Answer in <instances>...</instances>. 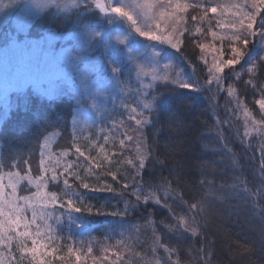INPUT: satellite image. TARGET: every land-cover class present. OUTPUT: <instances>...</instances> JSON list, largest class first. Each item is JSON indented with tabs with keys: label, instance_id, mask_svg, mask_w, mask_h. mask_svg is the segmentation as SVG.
Segmentation results:
<instances>
[{
	"label": "trees",
	"instance_id": "obj_1",
	"mask_svg": "<svg viewBox=\"0 0 264 264\" xmlns=\"http://www.w3.org/2000/svg\"><path fill=\"white\" fill-rule=\"evenodd\" d=\"M67 1L45 10L32 30L41 44L55 40V55L68 44L78 46L88 59L100 58L99 79L106 85L84 94L79 102L31 90L14 89L7 98L0 94V231L5 217L9 223L28 218L33 221L31 229L50 242L92 248L96 256L124 241L130 248L124 264H264V129L251 132L242 111L247 105L255 119L262 120L255 101L264 88V34L259 31L264 28V13L240 64L226 68L212 83H208L211 56L205 64L195 44L205 37L189 21L191 31L176 54L193 87H181L176 78L160 79L143 82L147 85L143 92L136 75L126 74L130 65L135 67L134 59L108 69L106 14L92 4L62 12ZM196 14L190 10V15ZM211 20L214 25L220 21L218 15ZM5 29L0 50L19 37L10 32L12 22ZM216 30L224 37L228 54L231 34ZM253 64L255 87L247 83ZM135 84L139 88H133ZM120 87L125 95L118 92ZM229 88L236 89L234 95H229ZM136 119L141 120L139 125ZM45 141L46 158L71 150L67 159L74 162L77 176L91 187L107 183L115 190L86 189L73 176L67 177L66 185L62 165L58 179L46 180L40 163ZM84 150L93 157H107L103 167L90 169ZM56 163L53 159L48 167ZM29 171L34 180L28 178ZM49 192L56 193L59 202L49 203ZM69 199L93 211L69 208ZM180 217L188 218L187 228ZM4 251L5 261L31 264L19 238Z\"/></svg>",
	"mask_w": 264,
	"mask_h": 264
},
{
	"label": "rangeland",
	"instance_id": "obj_2",
	"mask_svg": "<svg viewBox=\"0 0 264 264\" xmlns=\"http://www.w3.org/2000/svg\"><path fill=\"white\" fill-rule=\"evenodd\" d=\"M58 1L0 0V45L2 41L6 42V36L3 33L9 22L13 23L14 28V31L10 32L19 35L15 40L8 42V47L4 46L0 50V94L2 97L7 98L10 92L16 89L20 92L31 90L35 94H42L48 98L71 96L79 102L84 100V94L86 96L93 94L106 85L99 79L101 59L97 56L88 59L78 46L68 44L55 55L56 42L53 38H48L50 43L47 45L38 42L37 32L35 29L32 30L34 22ZM208 1L221 6L236 2V0ZM143 3L144 0H69L63 3L60 9L65 12L92 4L95 9L106 14L105 29L109 28L108 37L105 40V50L108 53L106 58L110 63L108 69L115 65H125L134 59L135 67L128 66L130 68L127 69L126 74L136 75V83L160 80V77L167 72L168 79L176 78L181 84H189L191 78L184 76L187 72L178 63L176 47L162 40L142 36L130 21L114 15L111 11L113 5L131 8L138 21L137 26L149 30L155 23L152 16L157 13L155 10L140 7L139 5ZM218 18L219 23L221 21L228 23L232 20V16L227 11L223 16L218 15ZM160 27L162 30L165 24L162 23ZM222 31L225 34H231V31L227 29ZM261 55L264 57V40ZM114 60L117 62L113 65ZM153 74L157 76V79L152 78ZM144 83L141 91L146 92L147 85ZM111 85L107 87L110 88ZM133 88H139V84H135ZM118 92L123 95L126 93L123 87H120ZM136 99L138 100V95ZM262 120H264V114H262ZM261 160L263 163L264 156ZM0 176H2L1 173ZM125 239L127 240L128 237Z\"/></svg>",
	"mask_w": 264,
	"mask_h": 264
},
{
	"label": "snow or ice",
	"instance_id": "obj_3",
	"mask_svg": "<svg viewBox=\"0 0 264 264\" xmlns=\"http://www.w3.org/2000/svg\"><path fill=\"white\" fill-rule=\"evenodd\" d=\"M139 6L144 7L147 10H155L157 13L152 16L155 23L149 30H144L137 26L138 21L130 10L131 8L123 5H113L111 11L114 15L126 18L130 21V23L136 27V31L142 36L154 40L165 41L176 48H180L185 43V33L191 31L189 28V21H191L195 26V32L205 37L203 40L199 38L195 40V44L200 51V59L208 65V56H211V64L208 67L211 78L208 83L220 80L221 74L226 68H231L240 64L246 53L248 44L257 34L256 25L258 17H260L261 13H264V0H236L235 3L227 6H221L219 4L192 3L189 2V0H144V3ZM190 10L198 14L190 15ZM226 11L232 16V20L228 23L221 21L214 25L211 17L215 15L223 16ZM162 23L165 24V27L161 30L160 25ZM204 25H207V28H205ZM217 28L231 31V36L228 38L230 40L228 54L225 53L223 47L224 37L221 35L220 31L216 30ZM259 31L264 34V28ZM247 71L250 76L247 83L255 87L256 85L253 82L252 74L257 71V66L253 64ZM152 78L157 79V76L153 74ZM160 78L168 79L169 76L166 72V74ZM181 87L193 86L189 84H181ZM227 91L229 95H234L236 89L229 88ZM237 99L239 101V98ZM255 102L259 106L260 113L264 114V88H261L260 96ZM150 106L151 102L146 105V107ZM242 111L246 123L252 126L250 129L251 132L264 129V120H256L253 116L252 110L247 107V105L243 107ZM144 119L147 120V117ZM135 123L139 125L141 120L136 119ZM249 134L250 132L246 130L245 135ZM76 150L77 152H81V146L79 144L76 145ZM70 151L71 150H65L55 158L51 154H48L46 158V153H48V141H45L41 151L40 161L42 177L46 180L49 176L50 180L58 179L60 177L59 169L62 165L65 176L64 183L66 185L69 184L67 177L73 176L76 180L80 181L83 188H90L99 191L115 190L107 183L99 187H91L88 182H85L81 177L77 176L75 172L72 171L74 162L67 159ZM84 151L87 153L90 169H95L98 166L103 167V160L107 157H93L90 152L87 150ZM101 151L104 152L105 150L101 149ZM53 159L57 162L55 164L56 166L49 168L48 165L52 163ZM62 159L63 163H61ZM26 173L28 174L29 179L34 180L30 171ZM24 174L21 173V175ZM111 175L118 178V175L115 173H112ZM45 189H47V184H45ZM37 194L40 195V193ZM48 196L49 203L56 204L59 202L56 193L49 192ZM142 199L147 201L149 197H143ZM155 199L160 201L158 196L155 197ZM76 205L77 202L72 199L67 200V207L69 208H74L77 211H93L89 206L81 204L80 206ZM193 207L197 206L193 205ZM179 219L180 223L187 228L188 218L180 217ZM32 222L31 219L24 218L19 223L15 219L9 223V218H4V226L2 231H0V249H3V251H0V264H12V260H4V249H11L12 242L17 238L21 240L23 253L31 261V264H88L89 260H91V264H124L126 252L130 251V248L124 241H118L117 245L105 247L104 256L94 255V250L92 248L85 251L84 249L77 247L75 244L62 246L61 244L50 242V238L43 236L40 232L33 231L30 227ZM191 231L195 232L196 230L191 229ZM121 246H123V250L125 251L124 256H121ZM164 247L167 248V245H164ZM109 253H111L110 256ZM8 255H11L13 260L15 259V256L10 251L8 252Z\"/></svg>",
	"mask_w": 264,
	"mask_h": 264
}]
</instances>
